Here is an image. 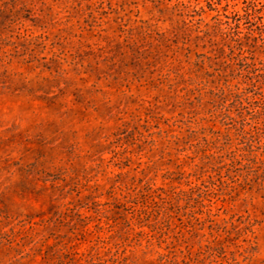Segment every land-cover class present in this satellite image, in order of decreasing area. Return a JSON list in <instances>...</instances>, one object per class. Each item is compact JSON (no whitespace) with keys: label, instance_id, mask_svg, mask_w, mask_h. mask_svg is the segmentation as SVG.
Listing matches in <instances>:
<instances>
[{"label":"rangeland","instance_id":"374dc122","mask_svg":"<svg viewBox=\"0 0 264 264\" xmlns=\"http://www.w3.org/2000/svg\"><path fill=\"white\" fill-rule=\"evenodd\" d=\"M0 0V264H264V0Z\"/></svg>","mask_w":264,"mask_h":264},{"label":"trees","instance_id":"16d2710c","mask_svg":"<svg viewBox=\"0 0 264 264\" xmlns=\"http://www.w3.org/2000/svg\"><path fill=\"white\" fill-rule=\"evenodd\" d=\"M246 4V7L241 14L239 11H235L234 16L237 21L244 19L246 23L250 24L251 26L257 25L255 19L259 17L260 10L254 5L251 0H245L243 2Z\"/></svg>","mask_w":264,"mask_h":264}]
</instances>
